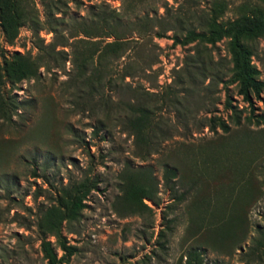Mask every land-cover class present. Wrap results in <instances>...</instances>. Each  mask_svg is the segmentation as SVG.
Segmentation results:
<instances>
[{
  "label": "rangeland",
  "instance_id": "rangeland-1",
  "mask_svg": "<svg viewBox=\"0 0 264 264\" xmlns=\"http://www.w3.org/2000/svg\"><path fill=\"white\" fill-rule=\"evenodd\" d=\"M46 1L25 0L40 22ZM77 1L57 17L80 18L98 4L121 10L120 0ZM216 1L223 3L224 21L235 18L238 6L251 0H160L150 12L142 6L135 11L167 20L188 6L200 14ZM172 36L171 31L162 38L131 34L123 56L109 59L113 77L133 60L145 71L125 78L131 87L183 101L160 112L169 137L145 158L135 154L132 137L114 120L100 125L101 115L72 107V98L62 91L70 73L64 56L48 71L40 69L37 78L5 86L16 106L9 122L0 120V264H49L35 227L38 211L52 202L59 188L88 176L95 177L96 190L77 221L61 230L74 253L61 260L63 253L46 238L55 259L61 260L58 264H184L191 247L204 250L202 264H242L241 254L256 228L264 226V124L246 121L251 111L264 114V87L250 110L230 83L225 40L201 49L200 68L189 59L193 44L182 46ZM52 37L45 29L39 32L44 45ZM86 40L101 47L113 39ZM0 52L36 56L28 22L12 45L0 33ZM251 63L264 83V37L254 41ZM209 118H218L227 131L217 126L210 131ZM165 165L177 171L174 187L184 194L179 203L172 202L163 185ZM127 173L152 179L151 200H141L147 209L131 213L126 208L119 180Z\"/></svg>",
  "mask_w": 264,
  "mask_h": 264
},
{
  "label": "trees",
  "instance_id": "trees-1",
  "mask_svg": "<svg viewBox=\"0 0 264 264\" xmlns=\"http://www.w3.org/2000/svg\"><path fill=\"white\" fill-rule=\"evenodd\" d=\"M159 1L120 0L121 10L118 11L105 4H98L90 7L85 16L77 18L71 15L63 19L61 16L57 17L64 15L61 9L67 8L68 3L76 4L78 1L47 0L43 4V21L40 22L27 10L25 0H0V33L4 42L12 45L19 29L28 22L36 49L34 58L17 53L5 56L0 52V120L9 122L16 106L15 100L4 91L5 86L37 78L40 69L48 71L51 65L60 60V56H64L69 62L70 73L62 91L72 98V107L78 112L88 111L94 116L101 115L102 119L98 120L100 125L114 120L116 126L132 137L138 157L145 158L154 154L170 133L165 129L160 112L169 106H179L183 101L177 98L171 101L169 98H158L138 85L131 87L124 81L125 78L139 77L145 71L133 60L123 63L113 77L109 70V59L118 60L123 56L124 46L131 34L142 33L162 38L167 31L172 32L175 43L182 46L193 44L195 53L189 59L199 67L201 49L225 40L231 64L230 83L235 84L241 101L251 110L253 100L259 98L264 87V83L258 78V70L251 63L253 43L264 37V0H251L239 5L237 16L224 21L220 19L224 6L219 1L211 3L208 10L200 14L188 6L167 20L149 14H136L138 6L145 7L150 12L151 7ZM44 29L53 35L51 42L45 45L39 38V32ZM98 37L113 40L101 47L96 46V42L86 40ZM184 91L186 94V90L181 92ZM185 94L182 99H185ZM225 103L227 108H231L228 100ZM182 113H186L183 107ZM246 121L256 125L264 124V114L254 115L251 111ZM208 122L210 131H214V126L227 131V126L218 118H209ZM176 177L174 167H163V185L173 203L184 199V194L178 193L174 187ZM119 181V191L128 211L135 213L140 207L147 209L141 200H151L154 194L152 179L146 176L138 179L127 173ZM96 183L92 176L69 182L55 192L47 207L38 211L35 227L39 235L40 250L49 264H58L74 253V248L66 245L61 230L64 224L77 221L80 217L81 211L86 207L87 197L96 190ZM47 237H51L63 253L60 261L55 259ZM203 252L199 247H191L185 254L184 264H202ZM240 262L264 264V226L256 228V235L241 254Z\"/></svg>",
  "mask_w": 264,
  "mask_h": 264
}]
</instances>
